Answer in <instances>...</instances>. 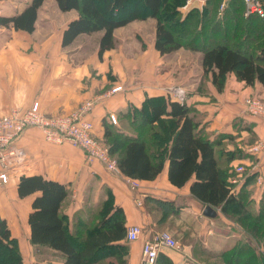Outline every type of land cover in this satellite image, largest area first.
Masks as SVG:
<instances>
[{
	"label": "trees",
	"instance_id": "16d2710c",
	"mask_svg": "<svg viewBox=\"0 0 264 264\" xmlns=\"http://www.w3.org/2000/svg\"><path fill=\"white\" fill-rule=\"evenodd\" d=\"M45 0H30L12 15H0V26L33 32L38 10ZM61 11L77 10L62 32V46L71 45L81 34L102 31L98 55L115 48L114 32L136 20L153 18L155 49L169 54L181 48L202 53L205 76L222 90L227 76L234 74L247 85H264V16L244 14V0H206L203 7L179 9L187 0H55ZM264 6V0H263ZM104 135L123 174L139 180L155 179L168 163V179L176 187L190 183V194L202 205H210L241 228L243 238L223 250L217 264H264V182L258 202L249 186L256 174H249L235 189L228 164L248 155L246 142L229 150L223 133L211 139L201 118L185 102L169 95L146 96L140 106L129 105L116 123L104 120ZM18 196L34 195L27 222L29 240L45 246L58 257L34 264H127L130 242L122 207L116 205L112 191L98 201L93 212L72 220L62 212L69 194L65 183L43 175H22ZM163 219L178 216L181 207L174 201L159 200ZM218 216V213L217 215ZM175 217H172L174 219ZM173 264L168 256L158 255L156 264ZM59 260L61 262H59ZM0 264H23L17 237L7 219L0 216Z\"/></svg>",
	"mask_w": 264,
	"mask_h": 264
},
{
	"label": "crops",
	"instance_id": "0c3cea01",
	"mask_svg": "<svg viewBox=\"0 0 264 264\" xmlns=\"http://www.w3.org/2000/svg\"><path fill=\"white\" fill-rule=\"evenodd\" d=\"M20 1L28 3L30 0ZM20 4L16 0H0V15L15 14L13 12ZM55 4L58 7L55 0L44 1L31 33L0 26V33H9L7 36L2 34L3 37L0 35V114L13 108L24 111L35 102L48 115L65 114L92 99L94 107L87 118L93 123L95 135L101 138L104 135L103 121H110V114L117 117L131 104L140 106L146 96L169 95L173 100L185 102L201 118L204 131L211 139L223 133L232 134L234 138L230 141L224 139L229 150L264 137V119L244 110L247 96L259 95L264 99L263 84L247 85L232 73L227 76L223 89L218 90L210 76L204 75L202 61H198L197 65L196 51L181 48L162 55L154 47L155 25L150 41L140 31L143 23H137L138 29L129 27L133 22L144 20L117 28L114 35L119 40L115 48L104 52L102 59L98 55L102 33L94 37L81 34L71 45L63 47L62 32L78 12L69 10L71 15L67 18ZM55 10L61 14L58 18L53 16ZM88 43L92 45L90 52H86ZM116 86H122V89L111 93ZM176 88L183 92V100L175 94L173 89ZM14 147L17 152L23 153V160L7 169V182L0 180V216L7 219L12 234L19 239L24 231L27 236L30 234L27 217L34 198V195L26 198L18 196L17 186L22 175H43L67 184L69 194L62 203V212L70 220L77 215L86 216V208L105 196L102 194L104 190L112 191L116 205L124 210L127 226L137 224L143 228L142 236L129 243L127 264H143V242L153 231L169 230L175 237L178 236L177 239L179 235L180 238L192 235L189 231L190 235L180 234L175 228L178 221L184 218L198 217L207 224L216 223L215 219L221 217L227 221L229 230H239L219 209H216L217 217L204 215L206 205L190 194L191 182L181 188L172 185L168 179L167 162L155 179H137L139 187L133 189L121 176L109 172L100 162H87L81 148L68 142L50 143L36 127L26 129L15 141ZM236 165H244L247 171L235 189L241 187L249 174H256L255 182L249 187L253 189L252 197L258 202L264 182V155L257 159L245 154L230 162L231 178L234 176L232 167ZM139 193L143 194L141 205L136 202ZM159 200L174 201L181 207L179 215L163 219ZM214 227L208 224L205 232L214 234ZM226 235V238L230 237ZM181 245V250L163 248L160 254L168 256L173 264H188L190 252L195 251L191 249V244ZM42 248V251L49 250L45 246ZM50 252L55 255L52 250ZM157 264H160V259Z\"/></svg>",
	"mask_w": 264,
	"mask_h": 264
},
{
	"label": "built area",
	"instance_id": "2783aa9c",
	"mask_svg": "<svg viewBox=\"0 0 264 264\" xmlns=\"http://www.w3.org/2000/svg\"><path fill=\"white\" fill-rule=\"evenodd\" d=\"M245 3L246 16L250 14L264 16L263 0H245ZM121 89L122 86H116L110 92L113 93ZM173 90L180 100L184 99L181 90L178 88ZM93 107L94 100L88 99L69 113L48 115L40 109L38 102H35L24 111L13 108L7 113L0 114V180L4 183L7 182V169L23 160V153L17 152L14 147L15 141L26 129L36 127L42 131L46 141L53 144L68 142L81 148L87 162H100L109 172L121 176L131 188L137 189L139 187L138 180L122 173L118 161L111 156L108 146L95 135L93 123L87 118ZM244 110L253 116L264 119V99L259 95L247 96L244 100ZM109 119L113 123L117 122L115 114H110ZM246 151L249 155L260 159L264 155V137L249 145ZM234 170L237 177L231 178V182L238 184L246 175L247 168L244 165H236ZM258 181L262 183L261 178ZM142 197V193L136 197V202L139 205L142 204ZM142 234L143 228L140 225L134 224L127 228L129 242L138 240ZM163 248L181 250L182 245L169 230L153 231L143 242V264H156L160 250Z\"/></svg>",
	"mask_w": 264,
	"mask_h": 264
},
{
	"label": "rangeland",
	"instance_id": "374dc122",
	"mask_svg": "<svg viewBox=\"0 0 264 264\" xmlns=\"http://www.w3.org/2000/svg\"><path fill=\"white\" fill-rule=\"evenodd\" d=\"M16 2L19 4L21 2V4L19 5V8L17 10H15L13 13L21 11L23 9V7L27 4L26 2L24 3L20 0H16ZM48 2H49V0H46V3H48ZM227 2H228V0H222L221 4L219 6V12L220 13L224 9V7L226 6ZM244 2H245V0H244ZM205 3H206V0H187L182 6L179 7V9L182 13H186L192 7H195V6H197L199 8L203 7L205 5ZM55 6H56V4H55ZM57 9H58V7H57ZM244 10H246V3H245V9ZM59 11L55 10L53 12L54 18H58L61 14L67 18L70 17V15H71V12H69V11L68 12H63V11L61 12L60 11L61 14L59 13ZM244 14H245V11H244ZM155 22H156L155 19L148 18V19H145L144 21H136L135 23L133 22V24H131V26H129V27L131 29H133V28L138 29L137 23H143L144 24L143 28L140 31L143 32L142 34L145 37V39L147 41H150V39L152 37V32H153ZM99 33H102V31L92 33L91 35H93V37H94L96 35H99ZM2 34L4 36L9 35V33H6V31L4 33H0L1 37H3ZM115 39H116V43H117L119 39L116 37H115ZM91 46L92 45L89 43H88V45H86V47H87L86 52H90ZM185 49H188V48H185ZM194 54H196V56H197L196 60H197V65H198V61L199 62L201 61L200 60L201 53L200 52H194ZM117 119H118V116H117ZM232 169L234 170V167H232ZM233 175H234L233 177H237L235 170H234ZM233 187L237 188V184L234 183ZM102 194L105 196H102L101 199H99L98 201L104 200L108 195V191L104 190ZM94 206L95 205L90 204L89 207L86 208V211L88 214H91L93 212L92 210H93ZM215 220H216V223L213 221V222H207V224L205 221H202L201 218L198 219V217L197 218L188 217V218H184L183 220L178 221V224L176 225L175 228L179 229L180 234L184 235L185 233H188L187 231L192 233V235H190V233H188V235H190V236H188V238L185 236L180 238V235L178 238L182 244H187V245L191 244V246H192L191 249H194V251H195L194 253L190 252L188 264H217L218 258L216 255H219L222 252V249H226L227 247L232 246L233 244L236 243L237 240L244 237V235L241 231V228H239L237 225H235V226H237L239 228V230H235V232H232L231 230H229V228L227 226L228 225L227 221L222 220L221 217H218ZM10 222L12 223V221H10ZM229 223H230V221H229ZM208 224L215 225L216 228L218 229V231L215 232L216 228L214 227V234H207L205 231H206V226ZM219 229H221L222 232ZM21 230H23V229H21ZM218 232H221L220 235L216 234ZM226 234H229L230 237L226 238V236H227ZM17 239H19V238H17ZM18 242H19V247H20V250H21V253L23 256V264H34L37 261L50 260V259H54V260L58 261V257H56L55 255H52L50 250H43V251L41 250V249H44V248H42L44 246L36 247V246L32 245L30 240H29V236H27L25 234V231H24V234L21 233L20 239L18 240ZM221 244H222V246H221ZM218 246L221 248L219 249ZM197 252L199 253V255H197L198 254Z\"/></svg>",
	"mask_w": 264,
	"mask_h": 264
},
{
	"label": "water",
	"instance_id": "95a60500",
	"mask_svg": "<svg viewBox=\"0 0 264 264\" xmlns=\"http://www.w3.org/2000/svg\"><path fill=\"white\" fill-rule=\"evenodd\" d=\"M203 213L208 217H215L217 215L216 209L210 205L205 206Z\"/></svg>",
	"mask_w": 264,
	"mask_h": 264
}]
</instances>
